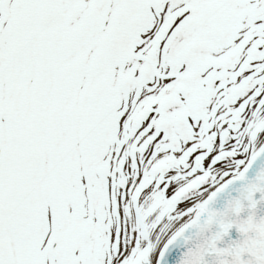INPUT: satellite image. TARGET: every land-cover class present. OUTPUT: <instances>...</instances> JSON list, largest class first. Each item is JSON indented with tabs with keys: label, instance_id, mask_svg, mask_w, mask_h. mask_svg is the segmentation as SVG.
I'll use <instances>...</instances> for the list:
<instances>
[{
	"label": "snow or ice",
	"instance_id": "snow-or-ice-1",
	"mask_svg": "<svg viewBox=\"0 0 264 264\" xmlns=\"http://www.w3.org/2000/svg\"><path fill=\"white\" fill-rule=\"evenodd\" d=\"M0 264H264V0H0Z\"/></svg>",
	"mask_w": 264,
	"mask_h": 264
}]
</instances>
